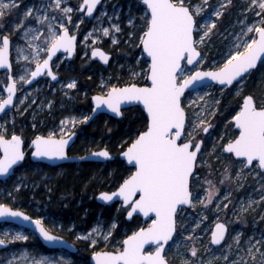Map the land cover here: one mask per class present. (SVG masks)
<instances>
[{
	"label": "rangeland",
	"instance_id": "obj_1",
	"mask_svg": "<svg viewBox=\"0 0 264 264\" xmlns=\"http://www.w3.org/2000/svg\"><path fill=\"white\" fill-rule=\"evenodd\" d=\"M83 1L0 0V49L2 37L9 36L13 43V75L20 92L15 108L0 118V139L21 129L22 119L32 129L46 127L47 121L54 123L43 133L35 132L32 139L44 135L66 138L89 117L90 112L81 107L88 97L96 93L107 95L118 86L148 84V61L142 52L130 56L136 47L137 32L150 20L140 0H105L93 20L80 14ZM173 1L189 7L195 16V46L202 56L192 66L184 62L178 75L180 84L198 71L220 70L244 55L264 28V0ZM65 28L82 33V49L87 55L100 46L115 51L112 64L106 71H98L95 91L88 85L81 88L77 78L67 72L69 64L65 59L55 69L67 77L56 84L42 79L27 87L31 72ZM84 65L91 67L89 61ZM113 69L125 71V82L119 81L120 75L112 76ZM8 76L6 72L0 74V103L6 98ZM247 95L254 98L257 108H264V61L232 87L208 84L183 98L188 121L183 142L190 141L194 147L198 141L204 144L191 180L192 204L180 209L177 233L165 250L170 264H264V172L258 163L248 168L245 160L225 152L240 133L234 118ZM104 125L107 127L106 122ZM93 145L100 146L99 150L107 148L102 137ZM25 150L31 153L30 147ZM99 150L88 148L86 154ZM65 174L63 168L52 174L40 166L21 167L9 180L0 182V204L13 208L23 199L48 230L65 237L71 235V241L92 255L104 250L121 251L127 237L150 224L138 221L133 232L124 230L119 237L115 232L116 219L107 223L98 217L90 229L80 230L75 221L66 223L57 218L50 213L46 197L51 180ZM220 222L229 227V234L216 247L211 237ZM0 240L10 243V248L0 251V264H91L80 254L75 257L63 250L44 252L37 236L18 226L0 224ZM154 251L153 247L147 250Z\"/></svg>",
	"mask_w": 264,
	"mask_h": 264
},
{
	"label": "water",
	"instance_id": "obj_2",
	"mask_svg": "<svg viewBox=\"0 0 264 264\" xmlns=\"http://www.w3.org/2000/svg\"><path fill=\"white\" fill-rule=\"evenodd\" d=\"M104 1L84 0L81 12L93 20ZM141 5L147 8L150 15L149 27L141 43L142 53L149 62V85L130 84L110 89L107 95L97 93L91 98L92 112L86 124L99 115L122 119L124 111L131 108L144 112L147 129L119 155L120 160L133 169L132 174L116 190L102 191L96 200L99 205L120 204L122 208H127L128 221L139 217L150 224L127 237L121 251L93 253L91 264H170L165 258V250L177 233L180 209L189 208L192 204L191 180L204 144L198 141L194 147L190 141L183 142L188 122L183 98L208 84L232 87L264 61L263 28L258 31L254 46L244 55L220 70L198 71L180 84L178 75L184 62L192 66L202 57L195 46V16L189 7L177 5L173 0H141ZM3 43L4 48L0 49V73L7 71L9 82L7 98L0 103V118L15 108L18 99V87L12 75L9 38L4 37ZM77 44V35L71 37L69 30L62 32L48 51L46 60L35 68L28 85L40 80L45 73L58 80L59 76L52 69V61L68 51L73 54ZM112 57V53L101 47L94 48L92 54V59L100 61L104 68L109 66ZM234 123L240 133L234 142L228 144L225 152L232 153L237 160H245L248 168L258 163L264 172V108H257L254 98L247 95ZM208 129L205 131L208 132ZM77 135L78 132L66 138L35 137L30 143V160L57 167L67 163H107L116 159L106 148L86 155H70ZM0 153V182H4L24 165L28 156L25 140L20 135L10 139L2 137ZM5 223L34 233L48 250H63L69 254L79 251L77 244L52 233L31 214L0 204V224ZM228 234L229 227L223 222L218 223L211 237L214 246H221ZM9 246V242L0 240V251L7 250ZM151 247L155 251L147 252Z\"/></svg>",
	"mask_w": 264,
	"mask_h": 264
},
{
	"label": "trees",
	"instance_id": "obj_3",
	"mask_svg": "<svg viewBox=\"0 0 264 264\" xmlns=\"http://www.w3.org/2000/svg\"><path fill=\"white\" fill-rule=\"evenodd\" d=\"M128 0H126L127 2ZM124 2V6L126 4ZM148 21L144 24V28L140 29L135 38V50L130 56H136L142 52L141 39L148 28ZM146 64V62H144ZM102 71H106L102 68ZM112 76L116 78L120 75L121 83L125 82V71L112 70ZM81 88H85L88 85L93 87V81L88 75L81 80ZM97 83V82H96ZM95 86V84H94ZM87 108H91V105L86 101ZM122 119L116 120L110 116H101L97 119L96 123L87 127H83L85 132V139H79L75 147L72 149L73 155H86L88 148L99 150L96 141L99 137H103V141L107 142V149L116 156L115 160L107 163H93L82 162L78 165L67 164L63 167L66 170V174L63 176L54 177L49 187V193H47L50 213L57 218L62 219L64 222L69 223L71 220L75 221L78 229L88 230L100 217L107 223H112L116 219L118 226L116 229V236L121 237L124 230L129 233L135 230L138 225V221L141 219L134 217L130 222L126 218V210L120 208L117 211L118 204L112 206L99 205L96 196L102 191L115 190L118 188L124 180H126L131 174L132 169L127 167L125 163L120 160V153L128 148L131 143L141 135V132L147 129L148 123L144 112L141 109L134 108L124 112ZM106 122L107 127L102 129V123ZM101 130L103 133H101ZM93 142V144L91 143ZM24 165L21 167H34V163L30 158H26ZM20 167V168H21ZM40 167H45L40 165ZM19 168V169H20ZM48 170V169H47ZM49 173L55 174L57 170L49 169ZM100 181V182H99ZM37 200L34 199L33 203L36 204ZM18 206L15 205L14 209H20L31 214L33 217L36 215L31 211V207H26L25 201L19 199ZM65 236V235H64ZM70 239V237H67ZM38 246L42 248L44 252H51L41 245L39 241ZM81 259L87 261L90 260L91 255L85 248L79 252ZM79 257V255H74Z\"/></svg>",
	"mask_w": 264,
	"mask_h": 264
},
{
	"label": "flooded vegetation",
	"instance_id": "obj_4",
	"mask_svg": "<svg viewBox=\"0 0 264 264\" xmlns=\"http://www.w3.org/2000/svg\"><path fill=\"white\" fill-rule=\"evenodd\" d=\"M83 3V2H82ZM81 7V6H80ZM79 7V8H80ZM99 11H100V9H99ZM80 14L82 15H84L85 16V12H81V8H80ZM65 30H69L70 31V35H71V37L73 36V35H77V38H78V44H77V46H76V48H75V52L73 53V54H71V52L70 51H68L66 54H60V55H58L57 56V58L56 59H54L53 61H52V69H53V72L54 73H56L58 76H59V79L58 80H53L51 77H49V74H47V73H45V75L44 76H42V78L40 79V80H38V81H36V82H34V83H31V85H28V83L31 81V78H32V73L35 71V68L37 67V66H39V65H41L45 60H46V58L48 57V55H49V50H50V48L48 49V53H47V56L44 58V60L43 61H41V64H39V65H36L35 66V68H34V70L31 72V77H30V79L25 83V85L27 86V87H32L34 84H36V83H38V82H40L42 79H45V80H49L50 82H52V84H56L57 82H59L61 79H63L64 77H67V75H65L64 73H61V72H59V71H57L56 69H55V65L57 64V63H59V61L60 60H62V59H65V62H67L69 65H68V70H67V72L69 73V75L72 77V78H77V81H78V83H79V85L82 87V85H81V80H83V77H85L86 75H88L89 76V78L93 81V87H92V89H91V91L93 92V91H95V87H96V85L99 83L98 82V80H99V76H98V71H102V68L103 69H106V68H104L103 67V65H102V63L100 62V61H97V60H93L92 59V54H93V52H94V49H92V51H90L89 52V54L87 55V54H85V50H83L82 49V33H79V32H77V31H74L73 29H69V28H65L62 32H64ZM62 32H61V34H62ZM61 34H60V36H59V38L61 37ZM4 37H8L9 38V41H10V43H11V64H12V68H13V70H12V75H13V72H14V64H13V54H12V39L9 37V36H3L2 37V43H3V38ZM58 38V39H59ZM57 39V40H58ZM54 44V43H53ZM52 44V45H53ZM51 45V46H52ZM101 48H103L104 50L106 49L108 52H110V53H112L113 54V57H112V61H111V63L109 64V66L112 64V62L114 61L113 59H114V57H115V51H112V50H110V49H107V48H104V46H100ZM3 48H4V43H3ZM94 48H96V47H94ZM2 49V48H1ZM90 62L91 63V67H86L85 65H84V63H87V62ZM108 66V67H109ZM4 72H6L7 73V71H3V73ZM1 74V73H0ZM8 74V73H7ZM8 82H9V76H8ZM97 82V83H96ZM94 84H95V86H94ZM86 86V85H85ZM7 88H8V85L4 88V92H5V97L7 96V93H6V90H7ZM97 94V93H96ZM95 94V95H96ZM20 95V92L18 91L17 92V96H18V99H19V96ZM94 95H92L91 97H88L87 99H86V101L91 105V108L89 109V108H87V106L86 105H83V106H81L82 108H84L85 109V111H89L90 112V114H91V112H92V104H91V98L93 97ZM7 98V97H6ZM5 98V99H6ZM17 99V100H18ZM7 114V113H6ZM89 114V117L91 116ZM125 114V113H124ZM101 116H103V117H107V116H105V115H99V116H97V118H95L93 121H91V122H89L88 124H86V122H87V120L89 119V117L87 118V120L81 125V128H79V130L77 129V130H75V131H73V132H71L68 136H70L72 133H74V132H78V135H77V142H78V140L79 139H85L86 138V136L84 135L85 134V132H84V130H83V127H87V126H90V125H93V124H95L96 123V121H97V119H99ZM22 122H25V123H23L22 124ZM49 123V124H48ZM104 123L105 122H103L102 123V129L104 128H106L105 127V125H104ZM20 124H21V129H17L12 135H10V136H4V138H8V139H10V138H12V136H14V135H20L21 137H22V139H24L25 140V149L26 148H28V147H30V143L34 140V139H32V137H33V135H34V133L35 132H42L43 133V131L44 130H47V128L52 124H54L53 122H49V121H47V123L46 124H48L46 127H43V128H31L30 126L29 127H27V121H25V120H23L22 119V121H20ZM101 133H103V131L101 130ZM45 136V135H44ZM43 136V137H44ZM36 137H38V136H36ZM48 137V136H47ZM35 138V137H34ZM100 138V137H99ZM103 138V137H102ZM77 142L74 144V146L73 147H75V145L77 144ZM73 147H72V149H73ZM72 149L70 150V155H73L72 154ZM31 152V151H30ZM29 152H28V156H27V158L29 157ZM75 156H78V155H75ZM30 158V157H29ZM34 163V162H33ZM35 165L34 166H40V165H43V166H45V167H41V168H44L45 170L46 169H55V170H57V169H60V168H63L64 166H66V165H61V166H57V167H52V166H49V165H44V164H41V163H34ZM67 164H70V163H67ZM78 164H80V163H78ZM78 164H75V165H78ZM126 210H127V208H126ZM127 212H128V210H127ZM127 212H126V215H127ZM35 218V217H34ZM137 218H139V217H137ZM134 219V218H133ZM133 219H132V221H133ZM140 219V218H139ZM132 221H130V222H132ZM46 226V225H45ZM46 228H47V226H46ZM48 229V228H47ZM51 231V230H50ZM52 232V231H51ZM53 233V232H52ZM58 235V234H57ZM60 236V235H59ZM61 236H63V235H61ZM69 236V235H68ZM71 236V235H70ZM69 236V237H70ZM63 237H65V236H63ZM66 239H68L67 237H65ZM38 239V238H37ZM70 242H71V237H70V239H68ZM39 241V240H38ZM40 242V241H39ZM72 242H74V240H72ZM75 244H77V242H74ZM78 245V247H79V251L76 253V254H72V255H79V252L82 250V248L79 246V244H77ZM9 248H10V246H9ZM46 248V247H45ZM47 249V248H46ZM48 250V249H47ZM49 251H54V250H49ZM71 255V254H70Z\"/></svg>",
	"mask_w": 264,
	"mask_h": 264
}]
</instances>
